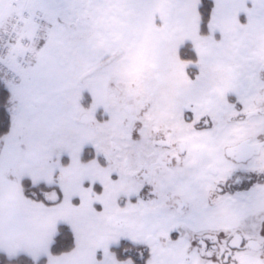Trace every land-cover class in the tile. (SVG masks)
Returning a JSON list of instances; mask_svg holds the SVG:
<instances>
[{
    "label": "snow or ice",
    "instance_id": "obj_1",
    "mask_svg": "<svg viewBox=\"0 0 264 264\" xmlns=\"http://www.w3.org/2000/svg\"><path fill=\"white\" fill-rule=\"evenodd\" d=\"M0 264H264V0H0Z\"/></svg>",
    "mask_w": 264,
    "mask_h": 264
}]
</instances>
